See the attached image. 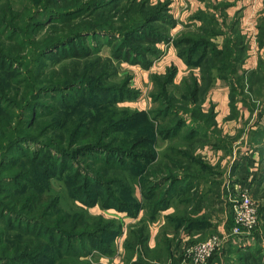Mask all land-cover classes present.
Wrapping results in <instances>:
<instances>
[{
  "label": "trees",
  "instance_id": "trees-1",
  "mask_svg": "<svg viewBox=\"0 0 264 264\" xmlns=\"http://www.w3.org/2000/svg\"><path fill=\"white\" fill-rule=\"evenodd\" d=\"M27 1L21 10H15L8 1L0 4V264H87L84 257L94 249L113 256L121 226L116 220L92 216L87 211L86 206L93 207L97 202L131 216L145 209L146 217L127 233L125 249L130 257L137 251L136 260L129 264H149L144 258L157 260L161 253V260L170 258L177 263L171 245L178 242L164 234L155 248H149V226L160 210L169 206L174 186L183 180L184 189H188L191 179H196L185 172L197 163L192 150L209 141V136H219L217 130L211 135L206 131L209 124L216 123L212 105L203 110L206 93L215 78L234 77L239 69L244 76L253 71L243 69L247 47L239 38L235 41L229 37L222 50L205 51L193 63L189 57L184 58L187 66L199 68L198 78L191 74L183 81L181 97L189 103H180L174 91H169L173 89L175 66L163 74H152L153 100L160 105L153 111L155 119L156 113L176 116L179 110L192 119L189 124L180 115L154 129L157 120L145 119L144 112L138 111L141 116L136 120L137 113L110 107V103L134 94L127 89L128 78L120 84L97 86L89 82L103 80L105 64L98 57L88 61L99 50L88 36L103 34L120 39L112 47L114 60L138 63L147 69L160 55L157 44L169 39L168 30L174 23L165 13V5L143 9L139 15L142 19L135 24L117 25L113 18L118 12L104 7L107 0ZM94 17L99 20L90 22ZM203 19L206 26L196 31L216 37L221 28L215 19ZM158 21L169 27L153 28ZM45 26L51 27L40 34ZM190 34L201 37L200 33ZM257 38L264 42V32ZM174 41L177 48L186 46L183 50L188 56L193 46L207 44L182 31ZM64 60H70L71 66L48 69L50 63ZM189 77L191 83L186 81ZM90 94H95L100 104L83 115L82 101L90 102ZM155 136L170 141L157 165L152 164L156 158ZM176 136H180L178 143H174ZM76 157L89 162V168L83 170L80 162L71 161ZM143 161L157 166L155 171L149 169L144 175ZM180 169L185 172L181 177L175 172ZM150 175H156L155 179ZM56 176L68 182L80 206L77 211L69 213L59 206L58 195L49 189V180ZM137 186L143 203L133 195ZM168 219L177 230L179 220ZM258 226L259 222L255 235ZM246 249L230 245L227 251L238 254L235 264H256L252 258L258 249Z\"/></svg>",
  "mask_w": 264,
  "mask_h": 264
},
{
  "label": "rangeland",
  "instance_id": "rangeland-1",
  "mask_svg": "<svg viewBox=\"0 0 264 264\" xmlns=\"http://www.w3.org/2000/svg\"><path fill=\"white\" fill-rule=\"evenodd\" d=\"M10 2V4L14 7L15 10H21L23 9L24 6L28 4L27 0H0V4L4 2ZM62 3L63 0H60ZM157 4L159 2L157 0H107L105 2L104 7H110L111 10H115L118 12L117 15L113 18V21L118 24H135L138 20L142 19L139 15L143 13L144 11L148 10H154V7H157ZM144 6V7H143ZM108 9V8H106ZM156 11L161 14L160 10L156 8ZM172 18V16H171ZM94 20H99L98 18H92L93 22ZM59 25V24H58ZM51 26H45L41 29L40 34H43L45 31L48 30V28ZM155 27H169L165 24H162L160 21L156 22L153 24V28ZM171 27L169 28V39L166 41L159 42L157 44V48L161 51L160 55L158 58H155L151 62V66L153 64L152 69L157 68L156 64L159 62V59L162 57L163 53L167 51L169 48L168 46H173L175 48V52L177 57H179L183 62L184 58L189 57L191 59V62H195L199 55H201L205 51H211L213 49L216 50H222L224 45L227 42V39L230 37V33L226 30L221 29L219 34L216 37H210V33L207 31H196L195 29H186L183 28L182 32H185L187 35H189L193 40H205L207 41V44H197L193 46L190 50V54L185 55L184 50L186 46H176V43L174 39L180 34L181 32L174 33L170 31ZM190 32H193L194 34H199V38L194 37L193 35L190 34ZM203 36V37H202ZM219 37H222V39H219ZM88 39H92L98 46L99 50L97 53L94 54V56H91L92 58L88 61H93L94 59H97L98 57L100 62H103L105 64V72L101 76L103 80H93L89 81L90 83L100 86V85H110V84H120L124 82L123 80L128 78L127 80V89L131 92H134V94L131 97L127 98H121L118 101H115L113 103H110V107H117V109H127L131 112L137 113L136 120L139 119L141 116L139 112H144V117L145 119H155L154 116V109L157 107H160L159 103L153 100V82L151 79L152 74H163V73H149L148 70L149 68H143L140 66L138 63L135 64H130L129 62H122L120 60H114L112 56V47L116 46L121 42L120 39L115 38L114 36L111 37H106L105 35H100L99 37H91L88 36ZM260 39V38H259ZM109 41V42H107ZM260 44L257 47H260L262 44H264L263 40L260 39ZM107 43V44H106ZM168 47V48H167ZM182 51L183 54H178ZM178 53V54H177ZM185 55V56H184ZM148 58V57H147ZM151 59H153L152 56H150ZM208 59V58H207ZM70 60H64L61 63H56V64H49L48 69H55V70H61V67L67 66L70 67L71 63L69 62ZM119 61V62H118ZM206 61V60H205ZM109 62V63H108ZM258 64H256V67L253 69H248L244 70L245 72H250L247 76L243 75L242 70L239 69L238 74H235L234 77H228L225 79H219L220 81H214L213 84H211L212 88L217 87L218 84L222 86H226L229 88V102L230 106L231 104L233 107H235V104L242 105L246 107L249 111L250 114L253 115V117L250 120V123L247 125L245 124L241 130H238L233 137L235 139L239 134H241L240 131H243L247 135V143L248 146H252L257 148L258 154H259V169L260 171L257 173V177L254 180L253 183H250L248 185H239L235 186L236 181L233 178V169L234 165L236 164V159L234 152H237V148L240 146V144H237L238 147L235 149L234 152H232V161L229 160L227 162L228 166L218 168L220 166L218 164H215L211 158H209L204 150H202V146L205 144H197L195 149L192 150V155L193 157H198L200 160H198L196 157L195 159L197 160V163L195 166H193L190 170L185 171L186 173H190L191 175L195 176L196 179H191L192 184L188 186V189L185 188V181L181 180L179 184H176L174 186V191L171 194V197L169 199V206L163 210H160L158 213V217L163 216V224L161 225L160 228H154L157 230V234L154 235L157 237V241L159 242V238H161L164 234H168V228L169 225L173 226V224L170 223L171 219H168L169 217L174 219H179V225L180 228H178L177 231L175 230H169L172 231V233L176 234L177 237L180 235L184 234V231L186 228L189 229V231L192 233V229L195 230H201L204 228H209V232H207L205 235H199V236H188L187 240L182 243L181 247L179 248V251H175L173 248V252L175 253V258L177 260V263L175 264H190L188 260L184 259V253H183V247L184 244L188 243H197L202 240L207 239L211 235H214L216 233H219L221 230H229L231 224H232V219H233V203L235 200L238 198V194L242 191H245L248 193L255 206L257 207V217H258V232L255 235V229L252 230V232L245 236V237H240V238H229L227 241H225L219 250L211 257V259L206 263V264H235V258L238 257V254L235 252H230L231 250H228L234 245V247H243L244 249H258L257 252H260L257 256V252L255 256L252 258L256 264H264V211L261 210L260 208L264 209V191H259V185L258 183L264 184V58H259L258 59ZM103 63H100L101 65H104ZM97 63H90V66H94ZM158 65V64H157ZM175 66V65H172ZM151 69V71H153ZM244 69V68H243ZM147 71V72H146ZM144 72V76L142 73ZM149 73V74H146ZM149 79V80H147ZM178 81L174 82L173 86H171L173 89H169V91L172 92V94L175 95L174 98L178 100L180 103H189L187 99H184V97H181V93L183 90H185V85H184V79L177 78ZM187 82L191 83L192 79L190 80V77L186 80ZM217 82V83H216ZM215 83V84H214ZM233 87V89H231ZM236 89V90H235ZM131 95V94H130ZM172 96V95H171ZM89 99L91 100L90 102H86V100H83V112L82 114H87L90 112V110H95L96 107H98L99 101L97 98H95V94H90ZM155 101V102H154ZM93 102V105H88ZM171 103V101H170ZM173 103V102H172ZM206 104V102H204ZM176 107L179 106V104H175ZM193 106V105H192ZM190 107V106H189ZM194 107V106H193ZM192 107V108H193ZM103 109V107H101ZM204 111H207V108H203ZM235 108L232 109V114L236 116V113L234 112ZM139 111V112H138ZM178 111V110H177ZM176 114V116H173V114H165L159 116L158 113H156L157 121H154L153 126L154 129H157L159 125L162 123L167 122L170 119H176L178 116H182L186 118L187 123H191L189 116L187 113L181 112L179 110ZM249 114V115H250ZM69 116V115H67ZM180 116V117H181ZM250 118V117H249ZM248 119V118H247ZM196 121L195 119H193ZM249 120V119H248ZM247 120V121H248ZM248 123V122H247ZM207 126V125H204ZM213 126V125H212ZM210 124L207 126V130L209 135L212 133L216 132V129L214 126L212 127ZM183 130L181 131V133ZM52 133V132H51ZM51 135V134H50ZM64 135V134H63ZM220 136V135H219ZM155 142H154V151L156 158L154 159V165H157V163L160 160V155L162 154V151L166 145L169 144V140L162 141L158 136H155ZM174 140V143H178L180 141V136H176ZM227 137L225 140L226 141H231L230 138ZM209 141H211L212 138L210 136L208 137ZM208 139H203L205 142ZM89 140V139H87ZM207 141V142H209ZM228 142V143H229ZM236 145V146H237ZM235 146V147H236ZM231 145L228 146L230 148ZM160 150V151H159ZM194 152V153H193ZM238 154V153H237ZM228 155V154H227ZM162 156V155H161ZM71 161L78 163L80 162V168L85 170L89 168L88 163L89 162H84L83 158H72ZM201 162V164H199ZM225 162V160L223 161ZM222 162V163H223ZM143 166L146 172L144 175H148V172L151 169L152 171H155V167H152L151 164L147 161H143ZM142 167V166H141ZM138 167H136L137 171ZM220 172L223 173L222 177L219 178V186L218 189L216 190V193H219L218 196L216 197L215 202L220 204L223 208H226L227 211V221L222 224V228L217 230V223L214 225L207 224L208 227L204 226V222L206 223V219L208 218L209 214L211 213V210H208L209 204H205V199H203L202 193H199V191L204 192V190L200 189V182L201 180L203 184H207L209 181V178L214 176L213 172ZM179 174V177L181 175H185L184 171L182 169L176 171ZM158 174H163V173H158ZM198 174V175H197ZM143 173L141 176V179L143 178ZM157 175V174H156ZM156 175H150L152 176V179H155ZM126 181H128V175L126 176ZM193 187H195L193 189ZM264 187V186H263ZM49 189L53 191L55 194L58 195L59 197V206H61L65 211H68L69 213L77 211L78 208L80 207L78 202H76L71 194V189L68 184V182L65 179H61L58 176L53 177L49 180ZM201 194V195H200ZM134 197L137 199L139 202H144V198L140 194L139 187L137 186L135 188V191L133 192ZM201 197V200H200ZM100 199H98L99 201ZM101 201V200H100ZM100 203L102 202H97L93 207H87V211L93 216H101L104 219H113L119 222L121 226V231H122V226L125 223V220H123V215L125 214V217H128L130 219H133V221L127 226V232L124 237V240L122 242V248L120 252H117V243L116 240L118 236L121 234H118L114 240V254L113 256H107L104 254H100L99 251L97 250H91L89 254L84 257V261L87 262V264H129L130 262H133L136 260L137 256V251L135 254L130 257V253L125 249V242H126V237L129 228H132L133 226L136 225V223L142 218L146 217V211L144 208H141L138 213L135 216L129 215L126 211L119 210L117 207L111 206V207H103ZM205 207V210L200 213V210L202 207ZM85 209V208H84ZM85 209V210H86ZM165 211H169L167 214H161L162 212L164 213ZM200 213V214H199ZM225 217V216H224ZM156 219V220H157ZM223 219V218H222ZM222 219H219V221H222ZM154 220L153 222H155ZM152 223V222H151ZM151 225V224H150ZM159 224H155L157 227ZM153 226V225H152ZM201 227V228H199ZM179 231V232H178ZM187 233V232H186ZM156 239V238H155ZM256 239V241H255ZM233 245H232V244ZM155 248V247H154ZM233 249V248H232ZM246 249V250H247ZM161 257L158 258L157 260H152V259H145L146 262L149 264H174L172 259L168 260H161L164 259V254L161 253ZM112 257V258H111ZM256 257V259H255ZM174 258V260H175Z\"/></svg>",
  "mask_w": 264,
  "mask_h": 264
},
{
  "label": "crops",
  "instance_id": "crops-1",
  "mask_svg": "<svg viewBox=\"0 0 264 264\" xmlns=\"http://www.w3.org/2000/svg\"><path fill=\"white\" fill-rule=\"evenodd\" d=\"M157 1L165 5V10L167 11L165 13L172 16V19L174 20V23L171 25L170 29L173 34L183 31V28L195 30H197L198 28H203L206 26V22L204 21L203 16L213 17L217 22V26L219 28L230 33V38L235 41L237 40V38H239V41L244 43L247 47L245 58L243 61L244 69L248 70L255 68L258 59L264 58V44H262L260 47H257V42H259L257 36L261 32H264V0ZM219 39H222V37H219ZM168 47L167 51L164 52L162 57L159 59V62L157 63L158 65L156 64V66L158 67L152 69L154 64L153 63L152 66L150 65L151 67L148 69L150 71L148 72L164 73L167 68L175 65L176 74L174 77V82L178 81L177 78L184 79L191 74L198 78L199 68L187 66L185 62L177 57L175 48H173V46ZM151 69L153 71H151ZM142 75L144 76V72L142 73ZM219 79L221 80V78H215L214 81H220ZM212 86L206 93L204 100L206 104L203 102L202 107L208 109L210 105H212L211 107L213 109V112L215 113L216 122L213 126L218 131V135L220 136H217L215 134L211 135V138L213 139H211V141L209 142H206L205 145L202 146V150H204L205 154L209 158H211V160L215 164H221L217 167L218 170V168L222 169L223 167L228 166L227 162L229 160L232 161L231 153L234 152L238 147L237 144H240V146L237 148V152H234L236 164L234 165L233 169V178L236 181L235 186H238V183L240 186L248 185L254 182L257 177V173L260 171V158L258 150L255 147L248 146L246 138L247 135L243 131H240L241 134H239L235 139H233L232 136H234V134L238 130H241L245 124L248 125L253 115L250 114V111L246 107L235 104L234 112L236 113V116H234L232 114V108L229 102V88L226 86L224 87L220 84H218L215 88H212ZM227 137L230 138V142L225 140ZM223 145L227 146L224 147ZM229 145H231L230 148H228ZM224 160L225 162H223ZM222 174L223 173H220L218 171L213 172L214 176L210 177L208 183L205 185L201 180H199V182L201 183L200 189L204 190V192L199 191V193H202V197L203 199H205L204 203L209 204V207L207 208H209L208 210H211V213L206 219V223L204 222V226L208 227L207 224L214 225L215 223H217V230L222 228V224L227 221V212H229L226 208L222 209V206L215 202L216 197L219 194L216 193V190H219V178L222 177ZM258 185L259 191H264V184L260 182L258 183ZM194 188L195 187H193V189ZM204 210L205 207L203 206L200 210V213H202ZM168 212L165 211L161 214L165 215ZM219 219H222V221H219ZM163 221H165V219H163V216L161 215V217H158V219L155 222H152L149 226L150 237L148 246L151 249L156 247L158 243L157 237L154 236L157 234V230L154 228H160L163 224ZM155 224L159 225L156 227ZM178 228H180V226ZM209 228H204L201 230L192 229V233L188 228H186L184 234L177 237V233L174 234L172 233V231H169L175 230L174 226L169 225L167 236L178 242V244L171 245V251H173V248H175V251H179V248L181 247L182 243L187 240L188 236H199L200 234L205 235L207 232H209Z\"/></svg>",
  "mask_w": 264,
  "mask_h": 264
},
{
  "label": "built area",
  "instance_id": "built-area-1",
  "mask_svg": "<svg viewBox=\"0 0 264 264\" xmlns=\"http://www.w3.org/2000/svg\"><path fill=\"white\" fill-rule=\"evenodd\" d=\"M123 220H125V223L122 226L121 234L116 240L117 252H120L122 248L128 223L130 224L133 221V219L125 217V214L123 215ZM257 223V207L251 196L242 191L233 203V219L229 230H221L219 233L194 244L185 243L183 247L184 259L188 260L190 264H206L225 241L230 237L240 238L249 235Z\"/></svg>",
  "mask_w": 264,
  "mask_h": 264
}]
</instances>
